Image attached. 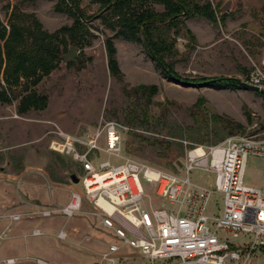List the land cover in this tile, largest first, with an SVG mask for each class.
I'll return each instance as SVG.
<instances>
[{
  "label": "rangeland",
  "instance_id": "rangeland-1",
  "mask_svg": "<svg viewBox=\"0 0 264 264\" xmlns=\"http://www.w3.org/2000/svg\"><path fill=\"white\" fill-rule=\"evenodd\" d=\"M95 1L82 0L90 18L86 21L90 35L77 46V61L60 58L45 74L43 62L48 55L39 51L24 28L32 26L43 40L45 33L72 26L74 19L54 10L56 0H0V21L7 29L9 22L17 25L28 38L26 47L37 59L29 70L21 67L17 71V80L4 73L5 63L0 71V90L8 97L7 102L0 101V213L22 215L16 223L8 218L0 222V234L7 231L0 240V264L6 258H15L16 264H38L37 259L48 264H94L110 243H121L89 204L71 218L54 215L40 220L32 216L39 205H64L71 189H78L70 175L82 172L69 157L49 148L50 130L62 129L84 139L101 123L117 122L123 126V156L180 174L184 170L177 162L190 147L216 144L239 132L237 124L242 125L243 133L264 131V92L235 84L226 88L220 81L248 78L262 67L264 4L254 7L244 0H229L231 9L223 12L225 0H208L216 8L218 24L201 16L206 18V25L200 23L195 29L184 18L201 17H181L185 29L174 36L178 51L166 60L179 80L192 85L185 86L162 72L143 43L115 36L118 16L112 11L97 15L101 3ZM152 6L164 9L163 5ZM67 35L61 33L54 40L62 54L74 46ZM107 38H112L116 48L118 45L121 74L117 76L109 69ZM10 67L7 70L13 72L16 63ZM207 80L212 83L197 85ZM141 85H157L158 91L149 100L150 92L138 88ZM29 94L41 101L20 113L21 103ZM200 97L203 99L198 101ZM100 157L114 163L122 161L106 154ZM190 177L202 184H214V175L209 172L194 170ZM244 183L264 192V157L249 155ZM152 195L158 205L160 201ZM35 227L42 229L40 236L31 234ZM61 229L67 232L65 239L57 237ZM176 261L170 260L171 264Z\"/></svg>",
  "mask_w": 264,
  "mask_h": 264
},
{
  "label": "built area",
  "instance_id": "built-area-1",
  "mask_svg": "<svg viewBox=\"0 0 264 264\" xmlns=\"http://www.w3.org/2000/svg\"><path fill=\"white\" fill-rule=\"evenodd\" d=\"M242 80L264 90V58L262 67ZM122 128L107 121L84 139L50 130L49 148L69 157L82 172L77 174L79 182H72L78 189H71L64 205H39L32 216L71 218L86 204L94 206L104 227L121 240L110 243L94 264H171L173 259V264H264V192L244 183L249 155L264 157V131H239L213 145L190 147L180 174L123 156ZM105 154L122 161L102 159ZM194 170L213 174L214 184L194 181ZM3 218L16 223L22 215L0 213V222ZM42 232L35 227L31 234ZM57 237L65 239L67 232L61 229Z\"/></svg>",
  "mask_w": 264,
  "mask_h": 264
},
{
  "label": "trees",
  "instance_id": "trees-1",
  "mask_svg": "<svg viewBox=\"0 0 264 264\" xmlns=\"http://www.w3.org/2000/svg\"><path fill=\"white\" fill-rule=\"evenodd\" d=\"M34 1V0H30ZM96 0L101 3L100 12L102 14L107 11H112L118 16V27L115 36H119L125 40L143 43L148 54L162 69V72L171 79H178L174 74V67L167 62V56H172L177 53L176 40L174 36H179L183 28L181 17H207L214 24H218L216 8L208 0ZM82 0H56L54 10L59 13H64L74 19L72 26L62 27L57 32L49 34L45 33L44 39L38 37V32L32 26H27L24 30L31 36L33 42L38 44V49L48 55V59L43 62L44 73L49 74L55 67V62L60 60L62 51L55 45L54 40L59 38V34L67 33L69 43L74 46H82L90 35L86 21L90 18L86 15V11L81 6ZM137 4V5H136ZM152 4L163 5L162 11L156 10ZM96 15V16H97ZM95 16V17H96ZM224 22V16L220 18ZM9 29L0 21V71L5 63L4 73L7 77H15L17 80V71L22 67L25 70L30 69V63L37 59L32 56L26 44L28 38L25 37L14 22H9ZM187 30V29H186ZM189 31V30H188ZM64 37H61V40ZM3 42V46L1 44ZM20 46V47H19ZM107 59L110 72L117 76L121 74L118 59L117 48L112 38H107L105 41ZM4 49V53H2ZM16 63L15 70H7L11 68V63ZM38 62H41V56L38 57ZM33 64V63H32ZM31 64V65H32ZM217 81V80H216ZM227 86L230 84L238 85L232 79H221ZM211 80H207L197 85L206 86L211 84ZM141 90L150 92V98L158 91L157 85H141ZM264 92V91H261ZM24 102L21 103L19 112H26L31 105L38 106L41 99H35L32 95L26 96ZM203 97L198 98V101ZM0 101L7 102L8 97L5 90H0ZM241 131L242 125L237 124Z\"/></svg>",
  "mask_w": 264,
  "mask_h": 264
},
{
  "label": "water",
  "instance_id": "water-1",
  "mask_svg": "<svg viewBox=\"0 0 264 264\" xmlns=\"http://www.w3.org/2000/svg\"><path fill=\"white\" fill-rule=\"evenodd\" d=\"M77 47L76 46H72L69 51L66 53V54H62L61 55V58L65 61H72V62H76L77 59ZM225 79H232L234 81H236L238 83L239 86L247 89V90H252V91H255V92H260V88L257 87V86H253V85H250L249 83L243 81L241 78H237V77H226ZM176 83H180V84H186L185 86H192L191 83L189 82H184V81H181L179 79H173ZM220 80V79H218ZM178 166L179 167H182V161L181 160H178L177 162ZM70 179L72 180V182L74 183H78L79 182V176L76 174V173H72L70 175Z\"/></svg>",
  "mask_w": 264,
  "mask_h": 264
},
{
  "label": "crops",
  "instance_id": "crops-1",
  "mask_svg": "<svg viewBox=\"0 0 264 264\" xmlns=\"http://www.w3.org/2000/svg\"><path fill=\"white\" fill-rule=\"evenodd\" d=\"M228 1L229 0H225V1H223V7L221 6V9L223 10V12H226V11H228V9H231V8H229V6H228ZM247 4L249 3L251 6H254V7H259V6H261V5H263L264 4V2L263 1H259L258 3L257 2H254V1H252V0H244ZM82 5V4H81ZM83 6V5H82ZM225 6H227V8H225ZM247 6V5H246ZM206 18H204V17H201V18H199V19H196V18H184V20L185 21H187L188 23H189V25H190V27L192 28V29H195L196 27H198L199 25H200V23L201 24H205V22L204 21H206L205 20ZM236 22V21H235ZM207 23V22H206ZM197 25V26H196ZM206 25V24H205ZM117 50H118V45H117ZM117 53H118V51H117Z\"/></svg>",
  "mask_w": 264,
  "mask_h": 264
},
{
  "label": "bare ground",
  "instance_id": "bare-ground-1",
  "mask_svg": "<svg viewBox=\"0 0 264 264\" xmlns=\"http://www.w3.org/2000/svg\"><path fill=\"white\" fill-rule=\"evenodd\" d=\"M103 207L108 211V212H111L112 211V208L106 204H103Z\"/></svg>",
  "mask_w": 264,
  "mask_h": 264
}]
</instances>
